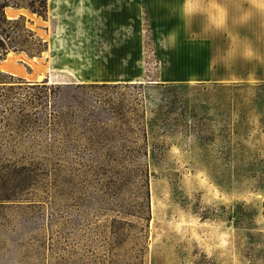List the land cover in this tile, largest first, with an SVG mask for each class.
Returning a JSON list of instances; mask_svg holds the SVG:
<instances>
[{"label":"rangeland","instance_id":"obj_1","mask_svg":"<svg viewBox=\"0 0 264 264\" xmlns=\"http://www.w3.org/2000/svg\"><path fill=\"white\" fill-rule=\"evenodd\" d=\"M25 14L47 47L0 60V264H264V0ZM167 83L215 116L201 144L155 116Z\"/></svg>","mask_w":264,"mask_h":264},{"label":"trees","instance_id":"obj_2","mask_svg":"<svg viewBox=\"0 0 264 264\" xmlns=\"http://www.w3.org/2000/svg\"><path fill=\"white\" fill-rule=\"evenodd\" d=\"M46 7L47 0H0V60L8 53H24L30 57H38L47 47V44L36 37L34 32L26 25V19L23 15H19L17 18H7L5 10H24L44 18ZM0 76H2L1 73ZM141 85L142 84H139V87ZM148 85H154L160 89L161 99L160 103H157L155 106V116L163 118V121L170 126L187 127L191 131H194L196 133V140L201 144L203 141V136L201 134L204 132L208 133L213 125L211 119L215 116L209 117L205 113L202 115L197 113V109H203V105L195 106L194 104L188 103L186 99V90H184L187 89L188 86L172 85L168 83ZM56 86L59 88L60 86L69 85ZM74 86H76V88H98L106 85L82 84ZM40 87L46 89L47 80L42 81ZM261 89H263V91L257 95L258 99H261L264 95V85L261 86ZM208 109L209 108L204 107L205 111ZM213 121L215 122L216 120ZM224 131L230 132L231 128L227 127ZM230 134H232V132H230Z\"/></svg>","mask_w":264,"mask_h":264},{"label":"water","instance_id":"obj_3","mask_svg":"<svg viewBox=\"0 0 264 264\" xmlns=\"http://www.w3.org/2000/svg\"><path fill=\"white\" fill-rule=\"evenodd\" d=\"M25 13H26V11H24V10H12V9H10L9 18H17L19 15H24Z\"/></svg>","mask_w":264,"mask_h":264},{"label":"bare ground","instance_id":"obj_4","mask_svg":"<svg viewBox=\"0 0 264 264\" xmlns=\"http://www.w3.org/2000/svg\"><path fill=\"white\" fill-rule=\"evenodd\" d=\"M19 10V9H18ZM8 11H10V9H8ZM24 15H26V14H24ZM8 17L10 16V15H7Z\"/></svg>","mask_w":264,"mask_h":264}]
</instances>
